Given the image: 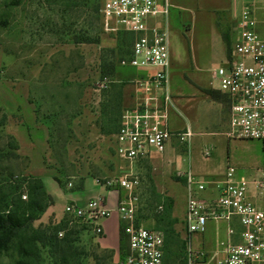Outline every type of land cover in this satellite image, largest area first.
Instances as JSON below:
<instances>
[{
	"label": "rangeland",
	"instance_id": "1",
	"mask_svg": "<svg viewBox=\"0 0 264 264\" xmlns=\"http://www.w3.org/2000/svg\"><path fill=\"white\" fill-rule=\"evenodd\" d=\"M101 1L0 0V212H11L18 197L27 201L26 180H41L50 201L31 226L64 220L81 264H118L111 251L99 246L101 235L67 216L64 209L69 203L83 207L97 196L105 198L107 208H116L119 197L126 196L96 180H118L129 170L115 156L114 132L119 116L132 103L130 80L148 73L116 65L126 58V37L106 28L93 13ZM194 1L185 4V12L169 8L166 17L169 90L178 98L168 126L188 127L192 135L188 143L173 141L171 154L155 155L130 168L138 180L130 195L135 223L160 230L163 225H157L155 217L174 222L179 242L166 247L163 264H187L185 190L177 173L191 169L200 176L222 175L228 165H237L238 177L252 178L264 159L263 142L231 141L224 135L229 101L214 88L211 72L225 65L236 36L227 17L216 16V9L207 12L219 0L199 1L197 6ZM75 38L98 42L75 43ZM103 76L114 83L98 90ZM205 148L210 150L208 158L202 155ZM54 176L63 180L62 189ZM225 236V223L208 222L204 234L192 235L191 244L205 251V264H215L210 257L221 249L218 242ZM22 257L12 247L1 253L0 264L27 261ZM31 263L59 264L48 247H38Z\"/></svg>",
	"mask_w": 264,
	"mask_h": 264
},
{
	"label": "built area",
	"instance_id": "2",
	"mask_svg": "<svg viewBox=\"0 0 264 264\" xmlns=\"http://www.w3.org/2000/svg\"><path fill=\"white\" fill-rule=\"evenodd\" d=\"M168 10V0H102L98 11L106 28L133 36L130 54L119 66L146 69L148 73L130 80L132 103L121 114L114 134L115 156L129 170L118 180H96L107 189L126 192V196L119 197L116 208H107L105 198L97 196L83 207L67 204L64 213L91 226L96 235L102 234L101 220L117 215L127 238V254L120 264H163L162 234L135 223L130 195L138 180L130 168L155 155L163 156L173 141L188 143L192 135L188 127L172 131L168 126L173 109L168 82ZM236 28L237 38L226 63L213 69L211 78L229 101L227 136L264 143V19L257 16L255 0H247L240 8ZM112 83L113 79L104 76L97 89ZM202 155L208 158L210 150L205 148ZM177 175L185 190L182 222L187 264L206 263L207 254L194 249L191 239L194 234H204L208 222L226 224L225 240L218 242L221 249L210 257L215 264H264V163L252 178L238 177L231 165L219 179L202 180L191 169ZM205 192L214 194L203 197Z\"/></svg>",
	"mask_w": 264,
	"mask_h": 264
},
{
	"label": "trees",
	"instance_id": "3",
	"mask_svg": "<svg viewBox=\"0 0 264 264\" xmlns=\"http://www.w3.org/2000/svg\"><path fill=\"white\" fill-rule=\"evenodd\" d=\"M98 11L99 8L94 7L93 13L97 17L99 16ZM124 35L126 39L123 43L128 47V52L126 58L124 59H127L130 54L133 36L129 33H124ZM97 42V38H75V43L95 44ZM230 49L228 50L227 56L230 53ZM119 62L116 63L118 67H120ZM120 117L121 115L119 116L114 134L118 130ZM53 180L60 189L63 188V180L61 178L54 176ZM25 182L27 183L29 189L27 201L21 202L18 197V200L14 203L13 210L11 212L8 210L0 212V255L1 253L8 251L10 248L15 247L18 251L22 252V258L27 259L25 262L19 261L16 264H33L31 263V258L34 255V252L37 251L38 247H48L58 260L59 264H81L79 261L81 254L76 252V248L71 246V240L69 238L71 232L65 231L67 224L64 220L55 222L50 219L47 224L41 225L36 229L31 226V224L37 219L38 215L44 210L46 204L49 203H45V201H50V198L45 195L41 180H34L30 178ZM81 187L82 184L80 188ZM155 221L157 225H163L161 226L163 228H160V230L156 229V231H163L164 233V255V250L168 245L179 242H177L175 239L176 236H174V222L169 218H167L164 222L157 217H155ZM60 233H62V236L59 237ZM181 247L184 249L183 241H181ZM126 254L127 238L121 228L119 236L120 259L123 260ZM182 264H185V262H182Z\"/></svg>",
	"mask_w": 264,
	"mask_h": 264
},
{
	"label": "crops",
	"instance_id": "4",
	"mask_svg": "<svg viewBox=\"0 0 264 264\" xmlns=\"http://www.w3.org/2000/svg\"><path fill=\"white\" fill-rule=\"evenodd\" d=\"M193 0H168L169 3V8L178 11V12H185L187 11V7H186V3L191 2ZM199 1H204V0H195L193 3L195 4V6H197V2ZM247 0H219V4L216 5V8L213 7H209L207 8V12H209V14H213L214 13V9H216V16L220 15V16H225L229 19L230 21V26H231V30L234 32V35L237 38V28H236V17L237 14L240 10V8L243 6V4L246 2ZM256 1V12H257V16L260 19H264V0H255ZM196 9H200V7H196ZM227 58V56H226ZM171 65V63H170ZM214 87V86H213ZM216 89V87H214ZM217 90V89H216ZM169 91L172 92V90L170 89ZM170 92V93H171ZM174 95L171 94L172 97V104L173 106H176V103H178V98H176ZM169 118H170V114H169ZM227 126V131H225L224 135L227 137V139L231 140L233 138H229L227 136V132H228V122L226 124ZM187 128V127H186ZM185 129V128H184ZM184 129H171L172 131H182ZM233 141H237L236 139ZM238 141H243V140H238ZM173 150V145H169L166 149L165 153H170L171 150ZM171 154V153H170ZM264 163V159L261 158V165L259 167H257L256 169L260 168ZM235 168L237 170H239L237 167V165H235ZM192 171V170H191ZM193 173V171H192ZM195 176H197L198 178L202 179V180H212V179H219L223 176L222 175H197L195 173H193ZM183 187H184V183H183ZM214 194V193H213ZM212 193L210 192H205L202 194L203 197H212L213 196ZM100 225L102 228V234H101V238L99 240V246L105 250H109L111 251L113 258L115 260H117L118 264L121 263V259L119 258V236L121 233V224L119 222V219L117 217V215H112L111 217L101 220L100 221Z\"/></svg>",
	"mask_w": 264,
	"mask_h": 264
}]
</instances>
